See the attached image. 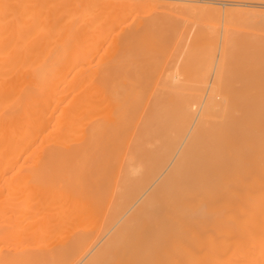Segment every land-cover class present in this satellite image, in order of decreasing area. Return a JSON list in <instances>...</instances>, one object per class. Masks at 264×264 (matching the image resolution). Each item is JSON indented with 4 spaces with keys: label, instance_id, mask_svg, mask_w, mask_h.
I'll return each mask as SVG.
<instances>
[{
    "label": "bare ground",
    "instance_id": "6f19581e",
    "mask_svg": "<svg viewBox=\"0 0 264 264\" xmlns=\"http://www.w3.org/2000/svg\"><path fill=\"white\" fill-rule=\"evenodd\" d=\"M30 1L0 0V264H264V15L241 34L240 14L210 6L194 31L175 28L185 56L221 37L198 74L177 72L181 53L177 71L126 75L100 65L114 33L99 63L84 56L100 39V0ZM248 1L264 2L228 0ZM139 22L160 51V21ZM231 62L246 73L225 75Z\"/></svg>",
    "mask_w": 264,
    "mask_h": 264
},
{
    "label": "rangeland",
    "instance_id": "374dc122",
    "mask_svg": "<svg viewBox=\"0 0 264 264\" xmlns=\"http://www.w3.org/2000/svg\"><path fill=\"white\" fill-rule=\"evenodd\" d=\"M28 1V2H27ZM30 0H26V2L27 3H33V2H29ZM33 1V0H32ZM36 1V0H35ZM40 2H42V0H39ZM45 2H46V0H44ZM43 1V2H44ZM49 1V0H48ZM53 2L51 3V1H50V4L52 5L51 6V8L52 7H54V5H55V8H57V6H58V3L57 2H59V1H61V0H52ZM69 1V0H68ZM72 0H70V2H71ZM109 2V0H100V1H98L96 4H97V6H96V8L97 7H101V9H99V8H97V10L95 11V15H96V18H97V21H98V30H99V33H101V34H99V37H100V39L97 41V44H95V45H93L92 47L91 46H89L90 44H88V43H84L83 45H85V46H82L83 47V51H86V49H88L89 48V50H87V52L90 54V55H88V53L87 52H85L86 54H84V56L86 57V55H87V57H86V61L88 62L89 61V65L90 64H92V65H94V64H96V63H99V61H101V60H99V59H97L98 57H99V53H100V51L101 50H103V52H104V50H105V47H103V46H106L107 45V42H110L111 40H113L114 42H115V40L117 39V41H118V43H112V45H109L108 44V47H111V48H106V50H107V52L106 53H104L105 55H103L102 53H100V54H102V55H100V59H102V62H100V65L102 64H105V61L107 62V65H108V63H111V64H109V65H111L112 67H114L113 65H115L116 64V68H117V70H116V68H115V70H114V72H116V73H124V74H126V75H134V74H140V72H141V74H144V73H151V74H153L154 73V71L156 70V72L157 73H160L158 70L160 69V71L161 72H164L165 70L166 71H168V72H170V70H172L171 72H174L173 70H175V71H177L175 68H173L174 67V63L177 61V60H179V62H180V59L179 58H181V71H177L178 73H185V74H187V75H191V76H193V75H195V73L196 74H198L199 73V71H200V69H198V68H200V67H196V65L197 64H200L199 62L201 61V57L203 56V53H202V49H204L203 47H202V49H201V47H199V48H193L192 49V51L190 52V54H188V56H187V54H186V56L185 55H183V52H182V49H179L180 48V46H178V50L176 49L177 47H176V45H177V43H178V41L176 42V44H175V41L176 40H179V39H176L175 37L178 35V36H180L178 33H176L175 32V28L176 27H181V28H184V29H186V28H189V29H192V31H194L197 27H198V24H200L199 22H201L200 21V19L201 20H203V18L202 17H204L205 15H206V12L208 13V11L212 8V7H210V6H217V7H219V8H221L222 9V11L223 12H225V10H226V7H229V8H231V9H234V12L233 13H235L236 15H241L240 17H242V18H240V19H238L239 21L240 20H242L243 22H244V24L245 25H243L242 23L243 22H240L241 24H239V25H242L243 27H241V26H238V27H240V29L242 30H240V29H238L237 31H235V34H234V36L236 37V34H238L239 33V30H240V32H241V34L242 33H246L245 32V30L244 29H251V27H252V25L254 24L253 23V21H254V19H255V17L256 16H258V15H264V2H250V1H248L247 3H238V5H237V3L235 4H231V2H228V0H225L226 1V3H225V1L224 0H134L135 2L133 3L132 2V0H122V1H120V0H114V3H113V0H112V2L110 1L109 3H113V4H111V5H109V3H106V2ZM130 1H131V3H130ZM223 1V2H222ZM73 2V1H72ZM74 2H75V0H74ZM99 2H100V4L101 5H99ZM129 2V3H128ZM105 3V4H104ZM56 4H57V6H56ZM103 4H104V6H103ZM123 6H122V5ZM241 4V5H240ZM243 4V5H242ZM250 4V5H249ZM261 4V5H260ZM115 5V7H116V5H118L119 6V8L121 9V10H119V12H116L115 10H118L117 8H115L114 9V12H116L117 14L116 15H118L119 13H120V15L119 16H116V15H114V13H113V15L115 16H113L112 17V14H109L108 12H107V10L109 11V10H111V9H113V8H111V9H109L110 7H113ZM124 5H126V6H124ZM130 5V6H129ZM110 6V7H109ZM120 6H122V8L120 7ZM127 6H128V8H127ZM109 7V8H108ZM125 7H126V9H125ZM108 8V9H107ZM103 9L106 11H104V13L102 14V12H103ZM125 9V11L127 12V13H129V11L130 12H132L131 14L129 13V14H127L126 12H125V14H123V12H122V10H124ZM135 9H138V10H135ZM139 9H140V11H141V9H142V12H139ZM144 9V10H143ZM236 9V10H235ZM53 10H54V8H53ZM128 10V11H127ZM56 11V10H55ZM145 11H147L145 14H146V16H147V18L149 19V20H151V19H155V21L157 20V21H160L157 25H156V28H154L155 29V31H154V33H156L155 35H154V33H153V36H155V37H153V39L154 40H156V39H158V38H162L163 39V37L164 38H167L166 39V43L169 41V43L170 44H166L165 43V46H168L167 48H162L160 51L158 50V52H157V50H153V48L151 49V47H152V45H151V39L150 40H147V42H146V49H150L149 51H151V50H153V51H151V52H149L148 50H146V49H144L145 47H144V29H141V31L139 30V31H135V27L137 26V24H138V22L140 21L141 22V24H142V22L144 23V12ZM162 11H163V13L164 12H167L166 14L167 15H163L162 14ZM176 11H178V12H176ZM237 11V12H236ZM245 11V12H244ZM99 12H101V13H99ZM110 12V11H109ZM112 12V11H111ZM138 12V13H137ZM238 12H240V13H238ZM108 13V14H107ZM121 13H122V15H126V16H128L126 19H128V21L125 19L124 21H123V19L125 18L124 16V18H122V16H121ZM136 13V14H135ZM147 13H148V15H147ZM175 13V14H174ZM199 13H201V14H199ZM246 13V14H245ZM61 14V13H60ZM111 16V18L112 19H114L112 22H111V19L110 18H107V16ZM137 16V14H138V16L137 17H135V15ZM161 15V17H160V15ZM194 14V15H193ZM204 14V15H203ZM209 14H211V13H209ZM208 14V15H209ZM244 14V15H243ZM61 15H64V14H61ZM103 17H101V16ZM105 16V18L106 19H108V22H109V24H108V22L106 21V19L104 18V16ZM141 15V16H140ZM150 15V16H149ZM177 15V16H176ZM198 16V15H200L199 17H198V19H196L197 17H194V16ZM246 15V17L244 18L243 16H245ZM83 16V15H82ZM81 16V17H82ZM98 16V17H97ZM108 16V17H109ZM134 16V17H133ZM188 16V17H187ZM218 16V18H219V20H220V22L219 21H217V20H215V19H218V18H214V22H215V24H214V22H213V26H212V28L216 25H218L219 26V28L218 27H214V30L215 29H219L218 31H216V32H219V34L221 35L222 34V31H223V28H224V24L223 23H226V20H225V17H224V15H217ZM220 16V17H219ZM101 18V19H98V18ZM117 17V18H116ZM141 17V19H139ZM151 17V18H150ZM168 17V18H167ZM184 17V18H183ZM205 17H207V15L205 16ZM216 17V16H215ZM237 17H239V16H237ZM247 17H248V19H247ZM159 18L161 19V20H159ZM168 20H167V19ZM175 20H174V19ZM180 18H183L182 20L180 19ZM232 18H234V19H236L237 20V18H236V16H232ZM250 18H253V19H250ZM104 21H103V20ZM119 20L120 21V23L119 24H117L119 21H117V20ZM136 19V20H135ZM171 19V20H170ZM188 19V20H187ZM207 19V18H206ZM130 20V21H129ZM165 20V21H164ZM180 20V22H178ZM231 20V19H230ZM237 20V21H238ZM251 20V21H250ZM102 21H103V23H107V24H104V25H101L102 24ZM117 21V22H116ZM122 21V22H121ZM127 21V22H126ZM162 21V22H161ZM168 21V22H167ZM174 21V22H173ZM186 21V22H185ZM196 22V24H195V22ZM205 21H207V20H205V18H204V21L203 22H201V24L202 23H204ZM232 21V20H231ZM230 21V23H232V26L235 28V25L237 24V23H235V24H233V22H235V20L234 21H232L231 22ZM247 21V22H246ZM114 22V23H113ZM139 22V23H140ZM166 22V23H165ZM173 22V23H172ZM84 23H86L85 21L84 22H82V26L85 28L86 27V29H84L82 26V31L81 32H83V34L84 33H86L87 31L89 32H91V29H92V27L91 26H88L87 24H84ZM88 23V22H87ZM128 23L130 24L129 26L130 27H127L128 26ZM196 25H194V24ZM211 23H212V21H211ZM247 23H250V26H248L249 24H247ZM110 24H113V25H110ZM124 24V25H123ZM171 24V25H170ZM185 24V25H184ZM209 24V23H208ZM207 24V22L205 23V25H208ZM111 27H110V26ZM123 26V27H121L120 28V26ZM125 25H126V27H125ZM139 25V24H138ZM182 25H183V27H182ZM248 26V28H246V27H244V26ZM103 27V29H102V27ZM119 26V27H118ZM199 26H201V25H199ZM223 26V27H222ZM100 27H101V30H100ZM108 27V28H107ZM125 27V28H124ZM138 27V26H137ZM194 27V28H193ZM112 28V29H111ZM168 28V32H167V30H165V29H167ZM170 28V29H169ZM242 28H244V29H242ZM89 29V30H88ZM119 29V30H118ZM120 29L122 30V31H120ZM126 29V30H125ZM130 29V30H129ZM134 29V30H133ZM171 29H174L173 31L171 30ZM188 29V30H189ZM236 29V28H235ZM108 30H112L111 32L110 31H108ZM85 31V32H84ZM105 31V32H104ZM107 31H108V33H107ZM170 31V32H169ZM172 31V32H171ZM244 31V32H243ZM106 35H104L103 33ZM237 32V33H236ZM110 33V34H109ZM115 34V36H116V38L115 37H113L114 36V34ZM117 33H120L119 35L117 34ZM134 33V34H133ZM135 33L137 34V35H135ZM143 33V34H142ZM88 34H90V33H88ZM103 34V35H102ZM132 36H131V35ZM241 34H239L238 35V37L239 38H237V40H240V38L243 36V35H241ZM112 36V39L110 38L111 36ZM141 35H142V37H141ZM157 35V36H156ZM172 35V36H171ZM106 37V39H104L105 37ZM119 36V37H118ZM128 36H130V38H131V40H133L132 42H131V40L129 39V41H127L128 40ZM138 36H139V38H138ZM162 36V37H161ZM122 37H123V39H122ZM127 37V38H126ZM132 37H134V38H132ZM135 37H137V38H135ZM157 37V38H156ZM173 37H174V39H173ZM113 38H115V40L113 39ZM126 38V39H125ZM177 38H179V37H177ZM104 41H103V40ZM110 41H109V40ZM106 40V41H105ZM121 40L123 41V40H126L127 42H129V45H127V43H126V41L124 42L123 41V44L124 45H127V47L125 48L124 46V48L122 47V42H121ZM140 40H142V41H140ZM180 40H182L183 41V39H180ZM179 40V41H180ZM221 37H220V39H218V42L216 41H214V45L212 44V46L211 47H213V48H211V47H208V48H205L204 50H205V52H207V50H209V51H211L212 49V51L210 52L211 54H212V52H214L215 50H217V48H218V50L215 52V54L213 53V55L214 56H218V54H220V53H218L219 52V50H221L220 48L222 47V43H220L221 42ZM101 41H102V43H103V45H100V44H102L101 43ZM112 41V42H113ZM138 43H137V42ZM149 41V42H148ZM173 43H172V42ZM119 42H121L120 43V47L119 48H121V49H118V50H115V52L114 51H112L113 50V47H114V45H118L119 46ZM130 42H131V44H130ZM105 43V44H104ZM134 43V44H133ZM141 43V44H140ZM148 43V44H147ZM183 43V42H182ZM218 43V44H217ZM111 44V43H110ZM114 44V45H113ZM140 44V45H139ZM216 44V45H215ZM134 45V46H133ZM139 47H138V46ZM178 45H182L180 42L178 43ZM198 45V44H197ZM221 45V46H220ZM95 46H97V47H95ZM140 46H142V48H140ZM217 46V47H216ZM95 47V48H94ZM136 47H138V48H136ZM150 47V48H149ZM182 47H183V45H182ZM216 47V48H215ZM58 48V47H57ZM56 48V50L57 51H55L54 49H52L51 51H52V53H51V55H43V56H46V58H49V59H54V58H56V56H57V54L55 55V53H59L60 52V50H62L63 48L61 47V49H60V47L57 49ZM98 48V49H97ZM104 48V49H103ZM115 48V47H114ZM171 48V49H170ZM48 49V50H47ZM47 49H45V51H49L50 49L49 48H47ZM65 49V48H64ZM91 49H93V50H91ZM163 49H164V51H163ZM165 49H166V51H165ZM199 51H198V50ZM96 50V51H95ZM105 50V51H106ZM126 50H128V51H126ZM235 50V49H234ZM119 51H120V53H119ZM129 51H131V52H129ZM145 51V52H144ZM156 51V52H155ZM178 51V52H177ZM50 52V51H49ZM81 52H82V49H81ZM102 52V51H101ZM110 52V53H109ZM127 52V53H126ZM149 52V54L147 55V53ZM204 52V51H203ZM48 53V52H47ZM94 53V54H93ZM113 53V54H112ZM122 53V54H121ZM130 53V54H129ZM132 53H134V54H132ZM181 53H182V55L183 56H179V55H181ZM216 53H218V54H216ZM248 53V52H247ZM53 54V55H52ZM83 54V53H82ZM108 54L109 55H114L115 54V56L114 57H109L108 56ZM121 55L120 57H119V55ZM139 54V55H138ZM146 54V55H145ZM160 54H162V56H160ZM200 54V55H199ZM92 55H94V56H92ZM124 55V56H123ZM127 55V56H126ZM169 55V56H168ZM212 55V56H213ZM236 54H234V56H235ZM237 55H238V53H237ZM237 55H236V57H237ZM106 58H105V57ZM118 56V57H117ZM123 56V57H122ZM136 56H138V57H136ZM147 56V57H146ZM155 56V57H154ZM158 56V57H157ZM175 56H179V58H176ZM213 56V57H214ZM239 56V55H238ZM67 57V56H66ZM66 57H65V59H66ZM88 57H92L91 59H92V63H91V60H90V58L88 59ZM126 57V58H125ZM133 57H134V59H133ZM154 57V58H153ZM165 57H167V60H166V58ZM172 57V58H171ZM209 57H211V56H209ZM239 57H241V56H239ZM45 58V57H44ZM69 58H71V57H68V59H66L67 60V66L69 67V65L70 66H72L71 68L73 69L74 67V69H77V66H80V65H82V63H83V61L84 60H78V62H76L75 64H73V60H70ZM122 58V59H121ZM139 58V59H138ZM147 58V59H146ZM163 58V59H162ZM173 58H174V60H173ZM235 58V57H234ZM68 60H70L69 62H68ZM95 60V62H93ZM96 60L98 61V62H96ZM105 60V61H104ZM115 62H114V61ZM157 60H158V62L160 63H157ZM160 60V61H159ZM163 60H164V62H163ZM174 62H173V61ZM176 60V61H175ZM188 60V61H187ZM236 60H238V59H236ZM79 61L81 62V63H79ZM85 61V62H86ZM117 61V62H116ZM156 63H155V62ZM86 62V64H88ZM104 62V63H103ZM148 62H149V67H151L150 69L152 70V68H153V70L151 71V72H149L150 70H147L148 69ZM183 62H185L186 63V65L185 66H183L185 63H183ZM197 62V63H196ZM232 62H235V61H232ZM231 62V64H228L227 65V67L225 68V71H227V72H225V75H227V73H228V76L229 77H235V76H233V75H230V73L231 74H235L237 77L238 76H241V75H243V73H246V72H243L242 70H244V71H247V74H249V75H251L252 73H253V71H252V69L250 68V70L248 71V70H246L247 69V66H245V64H247V63H244L243 65L244 66H242L241 65V63L238 61L237 63H239L242 67H243V69L241 70V69H239V68H241L240 67V65L239 64H237L238 65V67H235L236 66V64L235 63H232ZM115 63V64H114ZM143 63V64H142ZM144 63H145V65H144ZM147 63V64H146ZM191 63V64H190ZM85 63H84V65H86ZM120 64V65H119ZM139 64V65H138ZM152 64V66H150ZM156 64L158 65V66H156ZM190 64V65H189ZM195 64V65H194ZM125 65V66H124ZM143 67V68H141V66ZM230 65V66H229ZM232 65V66H231ZM138 68H137V67ZM145 66V67H144ZM159 66H161V67H159ZM172 66V67H171ZM234 66V67H233ZM249 66V65H248ZM140 67V68H139ZM165 67H170V68H172V69H169V68H166V69H163V68H165ZM187 69H186V68ZM189 67V68H188ZM233 67V68H232ZM245 67H246V69H245ZM113 68V69H114ZM137 68V69H136ZM192 68H193V70H192ZM249 68V67H248ZM183 69V70H182ZM198 69V70H197ZM233 69H235V71L236 72H238V73H242L241 75H239L238 73H236ZM136 70V71H135ZM147 70V71H146ZM164 70V71H163ZM232 70H233V72H232ZM139 71V72H138ZM143 71V72H142ZM145 71V72H144ZM188 71V72H187ZM195 71V72H194ZM230 71V72H229ZM137 72V73H136ZM153 72V73H152ZM214 72V71H213ZM156 73V74H157ZM194 73V74H193ZM224 73V72H223ZM155 74V73H154ZM246 74V75H247ZM227 76V77H228Z\"/></svg>",
    "mask_w": 264,
    "mask_h": 264
}]
</instances>
